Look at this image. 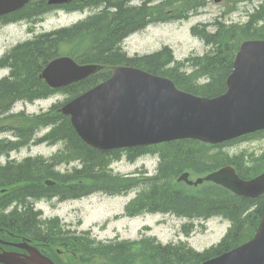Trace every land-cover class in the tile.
<instances>
[{"label": "trees", "instance_id": "obj_1", "mask_svg": "<svg viewBox=\"0 0 264 264\" xmlns=\"http://www.w3.org/2000/svg\"><path fill=\"white\" fill-rule=\"evenodd\" d=\"M44 1L32 0L29 5L39 6ZM74 1L84 2L74 7L87 4L86 0H69V3L73 4ZM93 1H100L109 8L107 15L105 10L103 15L94 18L95 23L99 24L102 16L106 18L104 31L99 35L94 32L84 51L73 48L69 55L80 63L103 65L98 73L58 91L48 87L40 78L43 67L61 54L62 46L73 42L75 26L42 33L33 40L18 44L0 61L9 68V75L0 79V132L11 131L16 138L12 142L0 141V153L31 144H61L54 155L45 159L46 162L28 160L24 166H0V186L18 184L6 192L7 197L12 196L27 203L21 212L13 215H4L0 209V223L18 229L23 236L32 240L44 239L52 247H75L80 260L90 259L93 264H200L245 242L257 227L264 209V196L253 200L211 181L189 186L176 179L183 172L203 176L226 165H232L240 177L248 179L264 170V153L257 157L245 152L231 154L225 149L226 144L209 145L192 139L101 151L81 141L69 117L59 112L60 102L54 103L45 112L30 116L23 111L16 113L11 110L19 101L33 102L55 92L65 94L64 101L72 99L108 78L111 69L120 64L137 66L168 77L177 87L193 94L215 96L225 90V80L232 70L240 41L247 37L264 38V26H252V22H257L254 16L243 27L219 25L210 33L194 27L193 32L209 45V50L202 55H190L182 62L174 61L168 46L149 54L127 57L119 46L123 38L147 24L164 20L160 18L162 13L172 6L179 7L187 0H160L153 6L142 3L137 7L129 6L125 0ZM184 67L191 71L187 73ZM200 78L205 81L201 83ZM43 128H48V131L36 137L35 133ZM260 136H264V131L249 135L246 139ZM145 154L159 156L152 175L146 174V171L128 176L113 174L110 164L114 160L125 157L128 161H134ZM59 163L75 164L60 173L54 170V165ZM49 178L54 180L53 185L44 183ZM133 189L138 191L124 207L125 216L164 213L186 218L189 222L181 226L185 236L194 230L192 221L196 219L219 217L230 225L217 244L202 251L184 241L163 244L151 236L134 241L103 243L90 239L87 232L74 238L65 236L57 218L41 219L38 217L40 213L34 211L29 202L31 198L40 197H57L60 201L76 199L95 192L118 195Z\"/></svg>", "mask_w": 264, "mask_h": 264}, {"label": "water", "instance_id": "obj_2", "mask_svg": "<svg viewBox=\"0 0 264 264\" xmlns=\"http://www.w3.org/2000/svg\"><path fill=\"white\" fill-rule=\"evenodd\" d=\"M28 0H0V12ZM65 0H50L61 3ZM101 66L78 64L71 57L51 60L41 78L52 88L77 82ZM80 138L89 146L111 150L191 138L215 144L264 129V39L243 41L236 53L226 91L206 98L181 91L167 78L131 66H117L111 76L60 108ZM184 173L179 180H187ZM233 192L264 194V172L243 180L232 167L206 176ZM197 179L193 184L202 182ZM27 255L0 253L3 264H54L36 248ZM201 264H264V212L253 237L242 245Z\"/></svg>", "mask_w": 264, "mask_h": 264}, {"label": "rangeland", "instance_id": "obj_3", "mask_svg": "<svg viewBox=\"0 0 264 264\" xmlns=\"http://www.w3.org/2000/svg\"><path fill=\"white\" fill-rule=\"evenodd\" d=\"M138 2H140L138 0ZM243 2L247 3L246 0ZM249 11L255 5L264 4V0L248 1ZM241 10L245 4H237ZM222 11V7L209 2L201 14L193 16L189 19L172 20L166 19L162 22L148 25L140 31L134 32L128 36L123 43V50L128 56L141 55L151 53L162 46H169L173 52L175 59L182 60L191 53L202 54L208 48L204 42L192 34L191 28L197 21L213 22ZM91 12H95L94 7ZM164 18L166 16L164 14ZM79 16L73 13L48 12L42 17V21L30 25L23 22L22 24L10 23L3 24L0 28V59L4 58L6 53L10 51L16 43L32 38L37 32H46L61 27H69ZM235 22L239 19V15L232 14ZM246 20L243 17L242 21ZM83 27L75 33L72 43L62 46V54L69 55V51L75 48L76 51H84L93 38V30L98 26L87 27L88 19L83 17ZM15 23V22H14ZM228 23H230L228 21ZM75 40V41H74ZM9 72V68L5 65L0 66V79L4 78ZM66 95L61 92H55L53 96L45 99L35 100L34 102H17L11 112H23L30 116L46 111L53 103H62ZM47 130L41 129L36 132L41 135ZM12 137L10 131L0 132V140ZM61 147V144L49 145L46 143L32 144L23 147L12 153L10 157L15 155L22 157H40L48 159ZM226 149L230 153H247L255 152L256 154L264 150V137L254 138L252 140L242 141L232 144ZM7 157H1V161H5ZM73 164H66L58 167L61 172L71 169ZM157 165V158L153 156H143L134 162H129L126 158H121L111 164L113 173L120 175H128L135 170H147L152 173ZM57 171V170H56ZM135 192H129L125 195L111 196L103 193H93L79 199L55 202L44 201L42 205L43 217H58L63 226H69L72 231L78 234L88 232L90 238L96 241L104 242L128 239L131 241L139 240L143 236H152L161 243L185 241L188 245L197 250H203L212 244L217 243L228 228V223L221 221L217 217L208 220H194V230L189 236H185L181 231V226L189 222L186 218L174 216L172 214H143L137 217H127L123 214L124 205L134 197Z\"/></svg>", "mask_w": 264, "mask_h": 264}, {"label": "flooded vegetation", "instance_id": "obj_4", "mask_svg": "<svg viewBox=\"0 0 264 264\" xmlns=\"http://www.w3.org/2000/svg\"><path fill=\"white\" fill-rule=\"evenodd\" d=\"M89 1H91V3H92V0H89ZM131 1L132 0H129V2H131ZM211 1H213V0H191V2L189 4L190 5V9L196 8L197 5H199V6L200 5H205L206 6ZM243 1L244 0H220V2L217 3V5L222 7V11L217 16L218 20L220 22L229 21L230 23H234L235 19L232 18V14L233 13L235 15H237V14L239 15V19L236 20L237 23H240L242 21L243 17H245L248 20L251 17V15H252L249 12V10H250L249 7L250 6H248V4H249L248 1H251V0H246L247 3L243 2ZM83 3L75 2V4H83ZM86 3H88L87 0H86ZM238 3L245 4V7H243L240 10L238 5H237ZM255 6H257V5H255ZM259 6H260V4H259ZM58 7L59 6L46 4V7L36 8L34 11L31 12V14L32 13L37 14L36 12H38V11L44 12V11H49L51 9H59ZM201 10H204V8L201 9ZM252 10H253V8H252ZM15 11H11V12L0 14V28H2L3 24L8 25L10 23H13L11 25H14V24H18L19 23V25H20L25 20L14 21L15 23L12 22V20L20 18V17H27L30 14L29 11L25 12V10H19V11L15 10ZM54 12H57V11L55 10ZM169 12H170L169 16L171 18H177V19L181 18L179 13H177L178 11L170 10ZM96 15H102V10L98 8V9H95V12H91V11L88 12V14L86 15V19H88L87 27L92 26V29L94 28V26H95L94 18H95ZM102 18H103L104 21L106 20V18L104 16H102ZM27 19H28V17L26 18V20ZM81 20H83V17H78L77 19H75L73 24H78L79 22H82ZM201 23L205 24L206 21H201ZM4 191H5V189H3V188L1 189L0 188V196H2V194H4ZM0 198H2V197H0ZM5 226L0 227V250L1 249H7V250H15V251H17L19 253H24V250L15 247V244L21 243V241L23 240L22 239L23 238L22 234L14 233V231H11V230H10L11 232H8L7 231L8 228L5 227ZM31 244L35 245L37 248H39V250H41L47 256L51 253L50 251H47L48 247L50 246L47 242H35V243H31ZM54 252L55 253L52 255L51 258L56 263L62 264V261L66 262L68 260V259H66V256L68 255V251L63 249V247L54 248ZM71 255H72V252H71ZM69 260H71V259H69Z\"/></svg>", "mask_w": 264, "mask_h": 264}]
</instances>
